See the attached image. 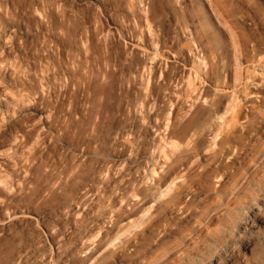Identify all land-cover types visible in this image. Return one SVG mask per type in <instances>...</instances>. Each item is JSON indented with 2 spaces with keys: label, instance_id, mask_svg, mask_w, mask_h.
Masks as SVG:
<instances>
[{
  "label": "rangeland",
  "instance_id": "obj_1",
  "mask_svg": "<svg viewBox=\"0 0 264 264\" xmlns=\"http://www.w3.org/2000/svg\"><path fill=\"white\" fill-rule=\"evenodd\" d=\"M0 264H264V0H0Z\"/></svg>",
  "mask_w": 264,
  "mask_h": 264
},
{
  "label": "bare ground",
  "instance_id": "obj_2",
  "mask_svg": "<svg viewBox=\"0 0 264 264\" xmlns=\"http://www.w3.org/2000/svg\"><path fill=\"white\" fill-rule=\"evenodd\" d=\"M206 25H207V23H206ZM215 40L213 41V43L214 44H216V43H219L220 42V40H219V38L217 37V38H214Z\"/></svg>",
  "mask_w": 264,
  "mask_h": 264
}]
</instances>
